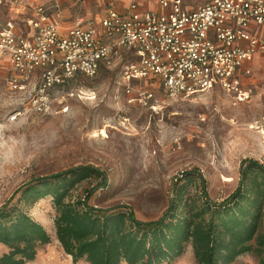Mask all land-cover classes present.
Here are the masks:
<instances>
[{
	"label": "rangeland",
	"instance_id": "rangeland-1",
	"mask_svg": "<svg viewBox=\"0 0 264 264\" xmlns=\"http://www.w3.org/2000/svg\"><path fill=\"white\" fill-rule=\"evenodd\" d=\"M33 1L52 9L59 5L65 22L101 16L107 8L92 0ZM9 17L1 7L0 23ZM133 59L123 54L95 78L78 76L54 90V109L42 115L29 109L28 87L16 91L9 85L11 66L0 54V207L11 201L9 208L18 205L52 236L51 243L39 247L36 259L26 264H75L56 240L52 199L29 206L21 199L20 189L37 178L93 166L106 173L108 187L96 190L90 204L131 208L138 219L149 222L165 214L175 185H181L184 176L200 174L210 197L222 201L238 188L243 161L252 159L264 166V83L250 84L251 96L240 101L220 88L172 99L161 87L143 82L141 86L156 95L152 110L130 104L125 93L123 73ZM19 110L21 115L11 122ZM95 186L92 181L76 185L73 199ZM188 193H198L196 184ZM7 252L0 245V256ZM171 264H197L192 248ZM233 264L259 261L245 254Z\"/></svg>",
	"mask_w": 264,
	"mask_h": 264
},
{
	"label": "built area",
	"instance_id": "built-area-1",
	"mask_svg": "<svg viewBox=\"0 0 264 264\" xmlns=\"http://www.w3.org/2000/svg\"><path fill=\"white\" fill-rule=\"evenodd\" d=\"M144 1L132 0L123 9L110 3L103 15L63 27L58 5L55 12L33 0H0L10 14L0 23L9 85L16 91L28 87L29 109L49 115L54 90L78 76L93 79L130 54L134 59L123 73L130 104L156 109V95L143 82L172 99L215 88L240 101L251 96L252 72L245 65L264 54V0H202L191 10L186 0H156L163 12L147 10Z\"/></svg>",
	"mask_w": 264,
	"mask_h": 264
},
{
	"label": "trees",
	"instance_id": "trees-1",
	"mask_svg": "<svg viewBox=\"0 0 264 264\" xmlns=\"http://www.w3.org/2000/svg\"><path fill=\"white\" fill-rule=\"evenodd\" d=\"M240 176L238 188L222 201L210 197L200 174L184 176L165 214L149 222L131 208L90 204L96 190L108 187L106 173L93 166L37 178L20 191L26 206L52 199L56 240L75 264H171L188 247L197 264H233L245 254L264 264V166L245 160ZM86 181L96 186L74 200L72 191ZM193 184L195 195L188 193ZM10 202L0 207V245L8 249L0 264H26L52 236Z\"/></svg>",
	"mask_w": 264,
	"mask_h": 264
},
{
	"label": "crops",
	"instance_id": "crops-1",
	"mask_svg": "<svg viewBox=\"0 0 264 264\" xmlns=\"http://www.w3.org/2000/svg\"><path fill=\"white\" fill-rule=\"evenodd\" d=\"M78 1L83 2V4H85L87 1L90 2L91 0H78ZM92 1H94V3H96L97 5H100V7H103V5L105 7H108V5L110 3H113L118 9H123V8L127 7L131 3L132 0H92ZM201 2H202V0H186L185 8L188 10H191V9L195 8ZM106 3H107V5H106ZM143 4L147 10H152V11H156V12H163L164 11L157 4L156 0H146L143 2ZM95 16H100V15L97 14ZM95 16H91V17H95ZM57 17L60 20L63 27L72 26L73 23L79 18V17L76 18L73 22H65L63 14H62V10L59 11V14H57ZM91 17H89V18H91ZM245 68L250 69L252 72L251 76L248 78V82L250 84H253L255 86L256 84L258 85V84L264 83V54L255 55L253 61L247 63L245 65Z\"/></svg>",
	"mask_w": 264,
	"mask_h": 264
},
{
	"label": "bare ground",
	"instance_id": "bare-ground-1",
	"mask_svg": "<svg viewBox=\"0 0 264 264\" xmlns=\"http://www.w3.org/2000/svg\"><path fill=\"white\" fill-rule=\"evenodd\" d=\"M253 127V126H252Z\"/></svg>",
	"mask_w": 264,
	"mask_h": 264
}]
</instances>
